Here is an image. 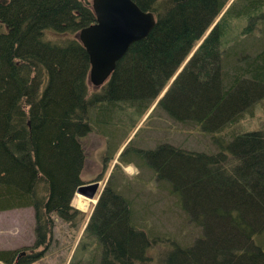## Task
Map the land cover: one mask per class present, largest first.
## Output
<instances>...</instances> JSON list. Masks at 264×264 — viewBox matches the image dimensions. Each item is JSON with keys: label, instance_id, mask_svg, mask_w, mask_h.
I'll use <instances>...</instances> for the list:
<instances>
[{"label": "trees", "instance_id": "trees-1", "mask_svg": "<svg viewBox=\"0 0 264 264\" xmlns=\"http://www.w3.org/2000/svg\"><path fill=\"white\" fill-rule=\"evenodd\" d=\"M134 1L156 23L95 86L79 38L96 20L91 1L0 0V211L32 206L31 249L45 247L21 257L0 248V260L34 264L55 216L77 223L72 198L96 133L106 138L103 169L112 167L83 232L96 253L87 264H264V126L227 131L264 101V46L241 45L259 30L264 0ZM145 115L192 125L211 136L208 148L134 145ZM131 163L199 236L183 242L152 225L138 208L144 179L124 170Z\"/></svg>", "mask_w": 264, "mask_h": 264}, {"label": "rangeland", "instance_id": "rangeland-1", "mask_svg": "<svg viewBox=\"0 0 264 264\" xmlns=\"http://www.w3.org/2000/svg\"><path fill=\"white\" fill-rule=\"evenodd\" d=\"M89 1L92 2V0ZM246 34L248 35L243 37L241 45L247 46L248 49L251 45L254 51L260 50L264 46V20L260 23L259 30L253 29ZM255 41H257L256 44L252 45ZM162 95L163 93L161 96ZM153 107L154 106H152V108ZM251 107H253L251 110L253 113L248 109L240 124L234 126V128L230 127L227 131H232L233 129L241 132L255 129L256 127H263L264 101L259 99ZM146 117L147 115L139 121L135 129L130 133L128 141L133 138L134 145L138 144L141 147H153L158 142L167 140L186 147L208 148L211 136L202 134L192 127V125H185L181 122H174L163 118L156 119V116L146 120ZM156 122L159 127L157 129L154 128ZM121 135L123 136V133ZM225 136L229 137V135ZM88 140L89 143L86 146L88 156L86 158L83 175L85 180H87L86 183L99 180L101 182L99 186L100 191L109 178L108 175L112 167L109 166L107 170H104L102 157L100 156L106 138L99 134L92 133ZM125 144L126 142L120 147V150ZM116 160L117 157L114 158L111 164L115 163ZM124 170L131 176H137L138 180L144 179L143 182L139 181V183H141L139 186L142 185L145 192L143 193L142 191L139 196L140 198H138V203L140 205L138 208L142 214L150 218L151 223H153L152 225L163 231H171L178 239L183 240V242H191L200 235L199 228L194 225L193 222L188 221L185 213L174 204V199L171 195L160 188L153 189L148 185L147 181L152 175L151 172L147 171L148 169H143L142 166L129 164L124 166ZM99 172H101L100 178H98ZM154 181H156V179H154ZM78 194L75 193L73 195L72 204L83 214H78L77 223L73 225L55 216V227L48 249L40 258L35 260L34 264H71L72 259L77 261L80 257H83L82 264H87L88 260L93 259L92 257H96V253H94L93 250L94 248L92 247L91 249L83 232L98 195L94 199H90L88 207L84 209L78 204ZM147 203L149 205H147ZM146 206L149 207V210L153 211V213L151 212L152 214L147 211ZM135 207L137 208V206ZM85 217L86 219L84 220ZM35 225V212L32 206L1 210L0 248L17 249L18 255L23 251L31 253V246L35 244ZM42 248L45 247L39 246L34 248V250H40ZM0 264L6 263L0 260Z\"/></svg>", "mask_w": 264, "mask_h": 264}, {"label": "water", "instance_id": "water-1", "mask_svg": "<svg viewBox=\"0 0 264 264\" xmlns=\"http://www.w3.org/2000/svg\"><path fill=\"white\" fill-rule=\"evenodd\" d=\"M95 22L79 31V38L90 58V80L101 85L116 67L130 45L145 37L156 23L152 11L143 10L134 0H92ZM100 182L76 188L89 198L97 194Z\"/></svg>", "mask_w": 264, "mask_h": 264}, {"label": "bare ground", "instance_id": "bare-ground-1", "mask_svg": "<svg viewBox=\"0 0 264 264\" xmlns=\"http://www.w3.org/2000/svg\"><path fill=\"white\" fill-rule=\"evenodd\" d=\"M78 195H79L78 204L79 206L85 209L86 207H88L90 198H87L83 196L82 194H78Z\"/></svg>", "mask_w": 264, "mask_h": 264}, {"label": "flooded vegetation", "instance_id": "flooded-vegetation-1", "mask_svg": "<svg viewBox=\"0 0 264 264\" xmlns=\"http://www.w3.org/2000/svg\"><path fill=\"white\" fill-rule=\"evenodd\" d=\"M33 251V250H32ZM26 254H28V253H26V252H21L20 254H19V257H21V256H24V255H26Z\"/></svg>", "mask_w": 264, "mask_h": 264}]
</instances>
